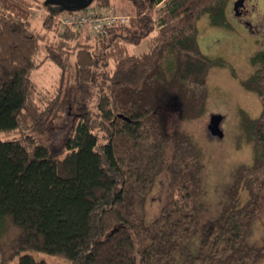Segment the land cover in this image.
<instances>
[{
  "label": "trees",
  "instance_id": "obj_1",
  "mask_svg": "<svg viewBox=\"0 0 264 264\" xmlns=\"http://www.w3.org/2000/svg\"><path fill=\"white\" fill-rule=\"evenodd\" d=\"M120 1L128 22L89 35L60 30L56 16L63 9H49L35 29L28 5L0 0V132L23 134L0 138L1 261L17 256L15 264H48L28 252L42 251L70 264L255 263L264 258V244L247 245L245 237L264 198V50L252 56L256 69L242 81L263 106L245 124L253 164L237 169L225 208L198 228L200 166L183 134H167L165 117L176 109L190 118L203 113L212 61L198 46L196 21L206 13L212 24H224L228 0ZM143 39L145 50H130ZM166 47L175 53L169 78L160 66ZM45 61L75 72L74 121L62 156L27 131L44 133L59 106L56 97L41 108L45 97L30 77ZM221 118L211 114L218 132L210 136L222 134ZM166 169L173 172L170 191L148 220L147 195ZM241 185L249 198L239 205Z\"/></svg>",
  "mask_w": 264,
  "mask_h": 264
},
{
  "label": "rangeland",
  "instance_id": "obj_2",
  "mask_svg": "<svg viewBox=\"0 0 264 264\" xmlns=\"http://www.w3.org/2000/svg\"><path fill=\"white\" fill-rule=\"evenodd\" d=\"M114 1L116 8L126 13L124 3L120 0ZM234 1L227 2L224 24H212L206 13L201 14L196 21L198 46L212 61L205 79L206 97L203 113L198 117L190 118L176 109L165 117L167 134H171L172 137L183 134L187 142L191 143V152L197 157L200 166L197 172L200 190L195 197L198 228L200 224L217 216L225 208L229 201L228 188L234 180L237 169L253 164L254 143L248 137L245 124L246 120L258 118L263 110L260 97L244 87L242 81L250 77L256 69V65L251 62L252 56L257 51L264 50V0H244L248 13L242 17L234 14L232 8ZM21 2L29 6L31 27L39 29L43 16L53 8L48 3L54 0H21ZM93 6L95 5L92 3L85 9ZM73 11L80 9L74 8ZM158 14L157 6L154 17L157 18ZM244 20L249 24H245ZM146 47V40L143 39L138 45H131L130 50L138 53ZM167 50L168 47L164 49L160 66L164 75L169 78L175 64V53ZM74 74L73 65L62 72L54 63L45 61L33 69L30 75L41 90L39 96L45 97L38 99L40 107L45 108L48 99L56 97L59 106L55 115L49 118L44 133L27 131L32 132L36 142L45 144L51 153L58 156L64 153L63 138L74 121L69 100V94L73 90ZM211 114L222 117L218 125L222 133L220 136L209 135ZM22 135L19 130L0 132L1 139ZM168 157L169 155H167L169 160ZM172 180L173 172L169 169L157 175L145 201L144 210L148 220L157 215L170 191ZM248 198L247 188L241 185L237 196L238 204H244ZM245 243L251 246L264 244V198L259 212L250 224ZM196 250L197 248L192 253ZM28 252L48 264H70L67 259L56 254L42 251ZM17 258L16 256L7 262L1 261L0 258V264H15ZM253 264H264V258Z\"/></svg>",
  "mask_w": 264,
  "mask_h": 264
},
{
  "label": "built area",
  "instance_id": "obj_3",
  "mask_svg": "<svg viewBox=\"0 0 264 264\" xmlns=\"http://www.w3.org/2000/svg\"><path fill=\"white\" fill-rule=\"evenodd\" d=\"M60 30L66 27L82 29L88 34L96 35L104 31L112 24H124L129 20V15L120 12L116 6L107 5L104 7L93 6L90 9H83L74 12H61L56 16Z\"/></svg>",
  "mask_w": 264,
  "mask_h": 264
},
{
  "label": "flooded vegetation",
  "instance_id": "obj_4",
  "mask_svg": "<svg viewBox=\"0 0 264 264\" xmlns=\"http://www.w3.org/2000/svg\"><path fill=\"white\" fill-rule=\"evenodd\" d=\"M94 0H54V2H49V6H53V8H60V9H80L83 10L88 5L92 4ZM83 6V7H80ZM248 13V9L245 6V3L243 7L240 10V13L236 16L242 17L245 14ZM245 24H249L247 20H244Z\"/></svg>",
  "mask_w": 264,
  "mask_h": 264
},
{
  "label": "water",
  "instance_id": "obj_5",
  "mask_svg": "<svg viewBox=\"0 0 264 264\" xmlns=\"http://www.w3.org/2000/svg\"><path fill=\"white\" fill-rule=\"evenodd\" d=\"M244 3V0H235L234 2H233V6H232V8H233V12H234V14L235 15H238L239 13H240V10H241V8L243 7V4ZM80 7H83V6H80ZM211 123V122H210ZM210 126V130L213 132V133H216V132H218V129H217V124H210L209 125ZM212 128H213V130H212Z\"/></svg>",
  "mask_w": 264,
  "mask_h": 264
}]
</instances>
